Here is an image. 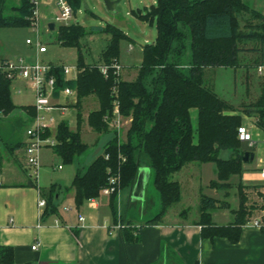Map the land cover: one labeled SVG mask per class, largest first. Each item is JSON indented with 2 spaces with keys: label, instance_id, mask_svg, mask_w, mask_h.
Here are the masks:
<instances>
[{
  "label": "trees",
  "instance_id": "trees-1",
  "mask_svg": "<svg viewBox=\"0 0 264 264\" xmlns=\"http://www.w3.org/2000/svg\"><path fill=\"white\" fill-rule=\"evenodd\" d=\"M17 14L13 17L0 15V28H24L31 25L34 4L32 0H19ZM74 15L81 0H68ZM141 22L155 23L157 35L153 42L142 46L141 63L133 81L123 80L119 65L120 45L130 38L118 27L84 28L77 21L59 26L56 41L62 47L75 48L78 52L77 79H65L62 66H55V96L65 88H74L77 105L82 99L94 96L99 108L88 116V125L97 133L109 132L114 118L115 105L121 117L130 119L125 141L116 132L90 165L79 168L69 188L74 192L77 209L86 202L100 197L102 191L112 187L109 207L114 222L124 226L126 241H138L141 226L126 221L118 214L117 195L131 190L139 169L146 167L152 172L160 211L152 221L160 220L166 212L181 201V189L173 176L191 163H212L217 168V182L212 188H227L231 176L244 172L246 154L250 159L252 148L238 138V128L243 118L234 108L220 99L207 83L206 71L218 68L238 69L240 54H259L256 66L264 65V16L246 6L242 0H156L155 4L134 13ZM92 33L109 36L108 46L101 55L104 74L100 65L85 64L81 53V39ZM252 44V46H250ZM255 45V46H254ZM5 61H0L4 63ZM6 73L0 72V115L22 110L30 122L37 116L33 105L15 106L11 99V85ZM197 112V124L193 126L191 112ZM243 113L254 115L256 127L264 132V86L255 104L244 106ZM108 119V120H106ZM78 129L70 131L66 121H61L55 133L56 144L50 147L64 164L72 163L88 151L81 141ZM51 136L46 130L43 138ZM247 144V145H246ZM22 145V144H21ZM21 147V146H20ZM230 153L227 159L220 152ZM2 157L0 153V170ZM116 178L115 184L110 180ZM57 185L39 190L46 202L42 218L59 214ZM245 187L239 186L240 205L233 212V222L216 226L211 210L217 201L203 196L199 202L197 224L202 236L209 239L225 238L232 244L239 242L242 227L252 215L247 206ZM258 207L264 211V192ZM0 264H14L12 247H0Z\"/></svg>",
  "mask_w": 264,
  "mask_h": 264
},
{
  "label": "crops",
  "instance_id": "crops-1",
  "mask_svg": "<svg viewBox=\"0 0 264 264\" xmlns=\"http://www.w3.org/2000/svg\"><path fill=\"white\" fill-rule=\"evenodd\" d=\"M40 1L43 4L42 24V21L47 19L45 7L52 9L55 4H53L54 0ZM242 1L246 6L264 16V0ZM19 3V0H0V15L15 16ZM51 24L54 26L53 30L49 28ZM47 26L50 31L55 30L53 22H47ZM29 31L27 27L0 28V39L3 38L0 61H15L23 58L27 62H33L31 60L39 59L40 55L46 54H39L35 47L26 44L29 38L35 40V33L29 35ZM40 34L42 36V32ZM128 41L133 49V40ZM130 50L128 49L129 52ZM258 57L257 53L243 52L240 54L241 66L236 70L229 69L233 72V76L225 74L224 79L228 78V81L223 82L224 86L218 87L214 84L211 88L213 91V88H216L219 92L214 91L217 96L231 106H235V100L239 98L240 107L235 106L234 113L242 116L244 125L251 126V133L255 140V147L251 152L254 155L253 160L248 159L244 163V172L241 176L234 175L229 178L226 182L229 187L220 189L210 186L211 182H217V168L214 164V166L183 167L173 176V180L180 185L181 201L172 206L157 221L152 220L158 213L151 217L145 213L152 196L157 209L160 208H158L160 204L157 192L154 193L152 172L149 168L143 167L148 170V176L142 200L132 199L134 184L131 190H124L120 193L117 202V211L121 218L136 226H141L138 241H126L123 232L114 228L117 224L114 222L109 207L108 195L101 193L99 198L86 202L79 209L75 207L74 192L64 191V189L70 187L77 171H71L65 177V181H58L57 186L61 188L56 196L60 201L59 214L39 218V214L43 213L38 208L39 190H47L56 184L51 180L48 185L45 184L46 187H38L36 182L29 180L24 171V150L28 142L26 132L32 122L22 110H15L4 121L0 120L2 157L0 247L13 248L14 264H264V222H262L264 211L258 208L262 203L259 195L264 192V180L260 175L264 167V132L256 127L254 115L244 114V108H242V106L255 104L258 99L248 101L250 92L246 88L247 83L241 85V89L237 88L240 73L246 72L250 66L255 65ZM135 77L136 75L129 81H133ZM14 83H17L16 87L24 88L17 89L18 94H30L32 88L27 83L17 80L13 81L11 86H15ZM72 97L67 99L61 96L53 100L54 103L57 102L56 110L44 114L53 120L49 139L55 140V131L61 121H66L70 131L75 132L78 129L77 116L80 113V137L82 142L89 147L86 140L95 139L97 132L88 125V116L91 112L98 110L99 103L94 96H89L82 99L76 107L77 97ZM90 99L94 102L96 109L83 116L81 108L84 109ZM13 104L15 106L34 105V103L17 105L14 102ZM50 151L52 155L57 156L52 152L53 150L50 149ZM208 164L212 163L203 165ZM57 169L62 170V167L58 166ZM241 184L245 187L244 192L248 198L247 206L251 209L253 207V210L251 217L242 227L239 242L232 244L225 238L212 240L203 237L202 228L197 224L201 195L218 202L216 208L211 210L213 223L216 226H227L233 222V212L239 208L238 192ZM81 216L85 219L83 223L79 222ZM257 220L260 221L262 227L254 226ZM33 246H37L36 250L32 249Z\"/></svg>",
  "mask_w": 264,
  "mask_h": 264
},
{
  "label": "rangeland",
  "instance_id": "rangeland-1",
  "mask_svg": "<svg viewBox=\"0 0 264 264\" xmlns=\"http://www.w3.org/2000/svg\"><path fill=\"white\" fill-rule=\"evenodd\" d=\"M55 1L56 0L53 1V4H55ZM109 1L113 3L112 10L107 8L105 0H81V5L77 10L76 14L74 15V20L80 23L87 30H89L92 27H99V26L105 27L108 24L114 25L119 29H121L130 39L133 40L132 42L133 49L130 46L131 43L129 41L121 42L120 58L118 65L123 80L129 81L131 77L134 78V76L137 75V69L141 59L140 48L144 46L146 43L153 42L156 39V35H157L155 23L150 24V23L141 22L136 18L133 12L136 13L139 10H144L145 7H150L153 4V2L156 0H109ZM42 7L43 4H41V1L39 0V5H38L39 23H40L39 30L40 33L42 32V36L40 34L39 37H40L41 45L42 46L44 45L47 49L46 54L39 56V60L44 64H48L52 66L77 68V61H78L77 50L75 48L62 47L56 41L59 26H66L67 24L56 23L55 16H59L60 14L57 12L55 5H53L52 9L49 7L47 8L45 7V13L47 15V19L46 21H42L41 24ZM47 22H53L55 24L54 31H50L48 29ZM73 22H71L70 24H72ZM27 28L30 30L29 35H32L34 32L31 28V25ZM20 34L21 33H19V35ZM2 41L3 38L1 37L0 48ZM108 41H109V36L105 33H92L85 35L81 39V53L84 62L90 65L102 66L103 64H102L101 55L108 46ZM250 46H252V44H250ZM33 49L35 50V48ZM128 49L129 50L131 49L130 52L128 51ZM31 61H35V60H31ZM102 68H104V66H102ZM251 68L252 70H250ZM257 68L258 65L256 66V64L250 66L249 70H246V72L244 71L241 72L240 75L238 76V81H239L237 86L238 90L241 89V85L243 84L246 85L247 83L246 88H248V91L250 92L248 101L252 99L256 101L257 99H259L261 96L260 94L262 93V88L264 86V77L258 74ZM225 74H230L231 76H233V72L230 71L229 69L226 70V69L218 68L217 71H215V69L211 71L210 70L206 71L205 78L211 88L213 87L214 84L218 87H223L224 86L223 82L228 81V78L224 79L226 77ZM65 78L69 79L71 78V76H67ZM14 84L15 86H11V87H12V101L15 104L23 105V104H33L35 102L32 90H30V94L26 95V93H24L21 95L17 93V89L19 88L24 89V88L22 86L18 88L16 87L17 83ZM69 89L75 92L73 96L76 97L75 89L74 88H69ZM213 89L215 92L219 93L216 88ZM60 97L61 96L58 93V95L55 96L54 100ZM69 98H73V97L72 96L67 97V99ZM92 100H94L97 103V101L94 98H92ZM92 100L91 99L88 100L87 105H85L84 109L83 107L81 108L82 109L81 113L83 116H86L87 113H90V111L96 109L94 102H92ZM244 101L245 102L247 101L245 97H244ZM239 104H240L239 98H237V100H235V106L240 107ZM54 105L56 106L57 102H55ZM235 106L232 107L235 109ZM242 108H244V106H242ZM191 113H192L191 115H192L193 126L196 127L197 112L196 110H193ZM9 115L7 116L0 115V120L4 121L5 118L8 117ZM114 119L115 118H112L110 120L108 126L109 132L103 134L95 133L96 135L95 139L86 140L87 141L86 143L89 145L88 151L84 155L76 158L72 163L64 164L60 157L52 155L50 151L51 148L49 147L42 149L39 155L40 170L38 174V179L36 181L38 187L39 186L42 188L46 187V185H48V183L51 180H53V182L56 185H59L58 181L61 180L65 181V177H67V175H69L71 171H77L78 168H80L79 166H88L98 155L102 154L104 145L114 137V132H116L120 140L125 141L127 131L130 127V119L125 117H120V124L118 125V127L114 126L113 123ZM5 152L6 151H4V153ZM229 155L230 153L228 151L220 152V157L223 159H227ZM58 166H61L62 170H58L57 169ZM186 166H214V165L191 163ZM154 193H156L155 189H154ZM125 194L126 193L124 192V196ZM119 195L120 192L117 195L118 196L117 202L119 199ZM152 198L153 196L151 197L150 199L151 201L148 207H146V211H145L148 217H151L156 213H159L160 211L159 208L160 205H158L159 209H157L155 206V202L152 200ZM252 198L254 197L252 196ZM138 213L139 212H137V214ZM262 222H264V218H262Z\"/></svg>",
  "mask_w": 264,
  "mask_h": 264
},
{
  "label": "built area",
  "instance_id": "built-area-1",
  "mask_svg": "<svg viewBox=\"0 0 264 264\" xmlns=\"http://www.w3.org/2000/svg\"><path fill=\"white\" fill-rule=\"evenodd\" d=\"M34 4L33 19L31 22V28L35 33V40L27 39L26 44L28 46H33L36 48L39 54H44L47 52L45 46L41 45L40 32H39V0H32ZM55 6L59 16H55L56 23L60 24H70L74 20V13L68 0H56ZM55 66L44 64L38 58L33 62H27L23 58H18L15 61H5L0 63V72L6 73L7 77L12 81L22 80L27 83L33 90L34 93V107L37 111V116L32 121L31 127L27 130L28 142L25 146V158L23 163L24 171L31 182H36L38 179V174L40 170L39 155L43 148L52 147L56 144L55 140L48 138H43L42 135L46 130H50L51 123L53 120L46 117L44 114L46 112H52L56 110V106L53 103L56 91V77L53 74V68ZM117 71L119 67L116 66ZM65 77L71 76V78L66 80L75 81L77 79V68L64 67ZM101 71L105 74L106 68H102ZM258 74L264 77V66H259L257 68ZM75 92L71 91L69 88H65L59 92L60 96L67 98L73 96ZM114 126L118 127L120 124V115L118 113V107L115 105L114 108ZM238 138L241 142L247 143L249 147H255V140L251 133V126L241 125L238 128ZM260 175L264 180V167L260 171ZM116 178L110 180V184H115ZM113 192V188L109 187L102 191V194L110 195ZM93 200V199H92ZM89 200V201H92ZM46 207V202L43 198L38 200V208L44 211ZM69 210V209H67ZM39 218H42V214H39ZM84 217H79V222H84ZM254 226L262 227L259 220L254 222ZM114 228L123 230L124 226L117 224ZM37 246H33V250H36Z\"/></svg>",
  "mask_w": 264,
  "mask_h": 264
},
{
  "label": "water",
  "instance_id": "water-1",
  "mask_svg": "<svg viewBox=\"0 0 264 264\" xmlns=\"http://www.w3.org/2000/svg\"><path fill=\"white\" fill-rule=\"evenodd\" d=\"M105 3H106L107 8L112 10L113 3L110 2L109 0H105ZM49 28L50 30H53L54 29L53 24H51ZM248 157H249V154H246L245 161L248 160ZM253 158H254V155L251 154L250 159L253 160ZM147 176H148L147 169H144V168L139 169L138 177H137L135 186L133 188V195H132L133 200H142L145 184L147 181Z\"/></svg>",
  "mask_w": 264,
  "mask_h": 264
}]
</instances>
